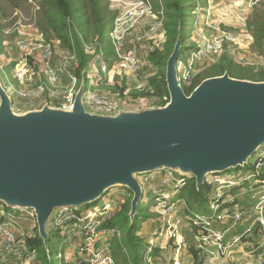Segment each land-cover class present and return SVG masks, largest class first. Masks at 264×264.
Masks as SVG:
<instances>
[{
  "label": "built area",
  "instance_id": "obj_1",
  "mask_svg": "<svg viewBox=\"0 0 264 264\" xmlns=\"http://www.w3.org/2000/svg\"><path fill=\"white\" fill-rule=\"evenodd\" d=\"M109 1L120 8V12L115 13L113 29L108 33L112 53L105 52L99 40L83 41V49L90 62L82 71L83 79H79L75 74L79 68L76 49L65 50L58 41L48 40L37 24L39 4L35 0H24L33 8L31 21L20 18L16 10L17 20L5 30L7 54L0 55V74L6 78L9 86L6 91L16 114L41 110L45 106L71 110L83 82V104L93 112L112 116L121 110L131 112L146 107L149 99L133 96V88L129 84L125 86V81L139 82L135 88L139 93L144 89V79L154 76L149 54L156 48L162 49L166 41L163 7L156 13L152 0ZM244 1L239 6L242 23L234 27L222 26L213 19L211 0H207L208 8L201 10L203 17L199 18L200 13L193 12L196 19L190 38L192 43L187 45L188 51L179 57L176 65L181 87L182 84L191 87L200 73L220 64L224 58L239 67L254 71L264 69V50L252 49L254 40L248 32L245 15L264 0ZM143 22H146L145 28L141 26ZM78 31L77 25L70 21V35ZM8 45L13 46L18 54H10ZM6 68L12 69L19 86L12 84ZM111 74L117 76L110 79ZM123 75L126 77L120 78ZM263 147L257 151V162L249 169L252 172L248 176L242 177L240 171L232 173L240 175L228 174L234 169L207 175L203 186L209 188V193L201 208H191L181 196L191 178L170 169L140 175L143 176V179H138L140 184L149 188L153 202L155 199L154 206L161 210L148 254L155 251L158 241L164 240L171 241L178 251L182 247L186 249L189 232L185 237L176 226L185 222L193 235L191 241L198 259L200 255L204 257L203 264L211 257L209 254L215 253L212 250L222 256H233V264L237 254L243 256L239 264H264ZM127 197L124 192L109 190L99 200V206L97 202L78 209H59L48 226V232L55 231L59 238L64 239L63 244L56 248L60 264H113L108 239L115 233L120 238L121 234L101 226L118 211ZM143 201L149 203L147 199L143 198ZM168 215L183 222L166 225ZM37 229L38 220L33 209L10 208L0 203V264H42L38 252L29 243L36 236ZM168 231L172 233L166 234ZM70 256L74 260H68ZM174 264L180 263L175 260Z\"/></svg>",
  "mask_w": 264,
  "mask_h": 264
},
{
  "label": "water",
  "instance_id": "obj_2",
  "mask_svg": "<svg viewBox=\"0 0 264 264\" xmlns=\"http://www.w3.org/2000/svg\"><path fill=\"white\" fill-rule=\"evenodd\" d=\"M181 45L180 34L163 107L92 114L84 109L83 82L71 110L16 114L0 82V203L33 209L46 248L47 221L59 209L95 204L121 187L133 194V220L143 201L138 176L170 169L201 188L207 175L244 168L264 146V81L225 73L187 95L176 76Z\"/></svg>",
  "mask_w": 264,
  "mask_h": 264
},
{
  "label": "trees",
  "instance_id": "obj_3",
  "mask_svg": "<svg viewBox=\"0 0 264 264\" xmlns=\"http://www.w3.org/2000/svg\"><path fill=\"white\" fill-rule=\"evenodd\" d=\"M13 4L24 2V0H8ZM40 6V12L37 15L39 29L44 33L48 40H56L63 49H76L79 61V68L75 74L79 79H83L82 71L87 69L90 57L83 49V41L91 42L99 40L102 42L105 35L113 29L116 14L110 10L109 5L104 4L103 0H35ZM156 13L163 7L164 11V31L166 41L162 49L156 48L149 54V60L154 65V76L145 78L144 89L139 93L132 95L147 97L156 103L157 107L165 106L169 101V92L166 84L167 62L173 53L179 35L182 32L186 20L187 9L191 7L184 0H153ZM70 21L78 27V33H69ZM248 32L253 37L252 49L261 52L264 50V9L255 8L247 22ZM2 31L0 25V48L2 45ZM74 42V43H72ZM111 55V53H108ZM228 73L230 77L241 80H250L255 82L264 81V69L254 71L249 68H243L235 65L231 60L224 58L219 65L208 68L200 73L194 80L190 93L207 78L222 76ZM139 82L133 81L132 88H136ZM187 94V95H189ZM250 162V160H249ZM250 163L245 168H249ZM253 167V166H252ZM251 167V168H252ZM126 190V189H125ZM129 193L127 199L118 211L110 218L106 219L101 228L105 230H115L121 234L119 238L117 233L108 239V247L113 257V264H150L148 254L149 243L146 238L140 235L143 223L148 219L147 211L149 204L144 201L138 206L135 218L130 217L131 201L133 194ZM209 188L202 186L198 188L195 179L188 180L187 185L181 192V196L187 204L194 208V203L202 204L207 201ZM148 206V207H147ZM51 233H57L50 231ZM30 247L38 252L42 264H60L57 259V250L55 247H45L44 241L40 236L39 230L36 236L29 240ZM191 251V252H190ZM188 252L192 260H197L198 255L195 248L191 247ZM152 256L161 255L159 249L153 251ZM154 262L158 261L156 258ZM165 262V260H163ZM61 264H70L68 262Z\"/></svg>",
  "mask_w": 264,
  "mask_h": 264
},
{
  "label": "rangeland",
  "instance_id": "obj_4",
  "mask_svg": "<svg viewBox=\"0 0 264 264\" xmlns=\"http://www.w3.org/2000/svg\"><path fill=\"white\" fill-rule=\"evenodd\" d=\"M108 1L109 0H103L104 4L107 3V5H109V8H110V4H111V8H110L111 11H113L114 13H116L118 11V13H119L120 8H118L117 5L111 3L110 1H109L110 2V4H109ZM227 1L228 0H211L212 6H210V8L214 11H218L220 6L223 3H226ZM184 2L187 3L189 6L191 5V7L187 9V14H186L187 17H186V20L184 22L182 32H181L182 45H181V50H180L181 53L179 56L180 58H182L183 55L185 54V52L188 51L187 45L192 43V39H190V38L193 35L192 30L194 28V21L196 19V16L193 15V12H196V11L199 12L200 15H198V17L201 18V17H203V11H201V10L205 11L206 8H208L207 7V0H184ZM257 6L258 7H254V9L255 8L256 9L259 8V10L264 9V2H261V4L259 3ZM254 9H252L249 12L248 16H250L254 12L253 11ZM16 10H17V13H19L20 18H22L23 20H26V21H31V17L33 15V8L31 5L26 4L25 2H16L15 4H13L11 1H8V0H0V25H1V28L3 29V31H2V45L0 48V55H3V53L7 54V51L4 50L5 44L7 42L5 30H7L17 20V17H15ZM247 22H248V20L246 21V23ZM145 23L146 22H143L141 26H143ZM37 24H38V22H37ZM220 24L222 26H231V27L238 26L236 24H234V25H227L224 23H220ZM143 28H145V25ZM102 44H103L105 52L112 53L113 48H112L108 33L105 35L104 39L102 40ZM8 46L9 47L7 48V50L10 54H14V55L18 54L13 46H11V45H8ZM213 66H215V65H213ZM213 66H210L209 68H212ZM11 68H13V67H11ZM11 68H6L7 76L9 77L12 84L17 87V86H19V82L14 78V75H13ZM115 76H117V74H111L109 76V78L111 79ZM178 76H180V75L178 74ZM124 77H126V75H123L120 78H124ZM0 82L5 89L9 90V86L7 84L6 78L2 74H0ZM128 84L131 87L132 82L126 80L125 86H128ZM108 88L110 89L111 86ZM182 88L186 94H189L190 88H191L190 85L182 84ZM133 93H138L137 91H135V88H133ZM145 98H147V97H145ZM147 99L150 100V98H147ZM84 109L86 112L89 111V113H92V114H99L97 112H93V111L89 110V108L86 105H85ZM263 149H264V147L261 150H263ZM259 152H258V154H259ZM257 159H258L257 154L252 155L250 157L249 168L234 169L233 170L234 172H231L228 174L238 175L239 173H236V174H232V173L240 171L242 177L248 176L252 172V170H249V169L257 162ZM262 169L264 170V166ZM226 176H229V175H226ZM138 179H143V176H138ZM142 189H143L144 200L147 199V202H149L148 203L149 207L147 206L148 207L147 216L149 218L146 219V221L143 223L140 235L143 238H146V240L149 243L151 238L153 237L152 233L154 232L155 228L157 227L156 222H160L159 218H158L159 217L158 214L161 212V210H159L158 207L156 208L154 206L155 205V199L153 202V196L150 192H148L149 188L147 186H143ZM126 190H125V188L122 189L121 187H114L111 189V192H115V193L117 191H120L122 193L124 192L128 195V197L126 199H129V193L125 192ZM100 203L101 202H99L97 205L99 206ZM193 206L194 207L196 206V208H198L196 203H194ZM206 209H207V205H206ZM168 218L169 219L166 222V225H169L172 222H183V220H178V221L176 220L175 221L174 219H171L169 215H168ZM51 222H52V215L50 214L48 221H47V226H50ZM184 223H182V224L180 223L177 225L175 224V225L177 226L178 230L184 236H185V234H187V232H189V234H187V238H186L187 248L185 249L184 247H182L178 251V247H176L174 244L172 245L171 241H166V240H164L163 242L158 241L157 244H155L156 247H154V248L159 249L161 255L157 254L156 256H152V254H150V259L148 260L147 263H150V264H174V261L177 260L180 264H196V263L199 264L198 261H201L202 262L201 264H203L204 257L202 255L199 256V259L197 258L196 263H194L188 255V252L191 250V247L194 248V244L191 241L193 235L190 233L188 227H186ZM173 226H174V224H173ZM169 233H172V231H168L166 234H169ZM48 238H49V247H55L56 248L58 246V244L61 245L64 242V239L59 238V236L56 235L55 233L48 232ZM187 239H188V241H187ZM212 251H214L215 253L209 254V255H211V257L208 258V261L206 264H233V261H231L233 256L232 257L222 256V255L217 254L215 250H212ZM203 254H206V253H203ZM154 258H156L158 261L154 262L153 261ZM67 259L68 260H74L73 257H71V256L68 257ZM163 260H165V262ZM242 260H243L242 254H237V256L235 257V264H239L240 262H242Z\"/></svg>",
  "mask_w": 264,
  "mask_h": 264
},
{
  "label": "crops",
  "instance_id": "obj_5",
  "mask_svg": "<svg viewBox=\"0 0 264 264\" xmlns=\"http://www.w3.org/2000/svg\"><path fill=\"white\" fill-rule=\"evenodd\" d=\"M244 3H245L244 0H228L226 3H223L220 6L218 11H214V10H212L210 8L211 13H212V17L217 22L224 23V24H227V25L241 24L242 23V21H241L242 13H241V11L239 9V6L241 4H244ZM256 7H258V6H256ZM249 12L245 13L247 18H249L252 15L251 14L250 16H248ZM4 50H5V48H4ZM64 82H67V80L64 79ZM137 97H140V96H137ZM147 101L148 102L146 104V107H143V108H141L139 110L157 108L156 103L154 102V100L150 99V100H147ZM139 110H136V111H139Z\"/></svg>",
  "mask_w": 264,
  "mask_h": 264
}]
</instances>
